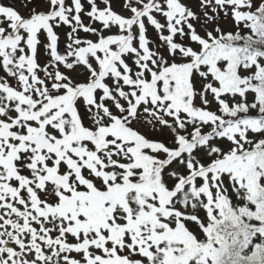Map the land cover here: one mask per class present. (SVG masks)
Returning a JSON list of instances; mask_svg holds the SVG:
<instances>
[{
	"label": "snow or ice",
	"instance_id": "snow-or-ice-1",
	"mask_svg": "<svg viewBox=\"0 0 264 264\" xmlns=\"http://www.w3.org/2000/svg\"><path fill=\"white\" fill-rule=\"evenodd\" d=\"M0 264H264V0H0Z\"/></svg>",
	"mask_w": 264,
	"mask_h": 264
}]
</instances>
